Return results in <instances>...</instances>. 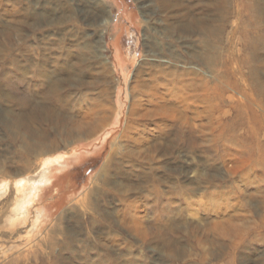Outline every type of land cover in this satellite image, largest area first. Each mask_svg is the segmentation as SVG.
<instances>
[{"label": "rangeland", "instance_id": "obj_1", "mask_svg": "<svg viewBox=\"0 0 264 264\" xmlns=\"http://www.w3.org/2000/svg\"><path fill=\"white\" fill-rule=\"evenodd\" d=\"M6 1L4 2L5 6L0 7V161L4 163L8 158L14 157L12 154L16 150H20V145L15 143L13 137L15 133L20 132L19 127L24 129L21 134L29 138L36 139L37 137L42 138V136L49 138V142L45 144V150L52 145V148L46 151V153L48 151L52 153L51 157L44 159L45 166L40 168L43 183L38 187L30 186L28 183L24 184L25 192L20 194L18 201L20 200L22 203V194H24L25 199L28 197L26 200L36 202V206L30 208L28 224L32 223L31 230L36 229L43 234L47 232L51 224L56 222V219L58 221L66 214L64 222L69 227H74L76 232L80 228V235L77 234V236L79 235L81 239L85 240L91 234L87 231L88 227L90 229L89 218L94 217L95 214L89 206L82 207L77 203L94 186V181L97 180V175L109 158L114 143L124 130L130 111L128 88L133 81L135 70L145 59L144 27L147 22L143 16L145 9L148 7V10L153 14L152 22L158 30H164L165 26L163 25L165 24L162 16L155 10V0H101L105 2L106 8L109 9L113 17L110 21L104 51L109 53V58L114 62L112 64L116 85L112 104L113 113L109 112L108 115L98 111V115V112L94 113L92 109L94 101L88 97V101L87 98H84L65 108L59 104L54 95L50 94L53 86L57 84L58 69L62 67L64 61H57L58 57L62 58L55 55L52 39L42 38L43 32L33 31L31 23L25 25L21 23L24 20L22 17H25L23 13L18 11L12 18L5 13L10 9L11 13H14V7L6 6ZM185 1L194 6V11L191 13L194 15L190 19L182 16L180 20L186 23L193 19L201 20L205 16L203 19L211 20L206 25L210 34L200 35L199 31V33L195 31L197 30L196 26L192 27L196 33L185 41H180L176 36L170 38L155 34L160 36L159 44L167 43L174 47L173 50H177L180 54L184 53L182 55L188 60V66L197 67L196 69L200 70L201 77L204 79L202 86L207 85L202 91L204 93L201 92L203 95L199 96V102L196 100L197 96H192L194 98H192V103L190 102V107L195 108L194 104L196 103V107L198 104L200 105L197 108L200 109L202 116L197 117L196 121L198 125H204L205 127H202L205 128L206 135L211 132L212 137L206 136L203 138L204 140L199 141L198 153L194 158L191 156L193 159L185 158V164L188 162L189 166L194 164V172H198L200 175L197 173L184 175L181 187L172 186L173 189H164V193L167 195L163 194L160 196L162 198L154 199L153 204L158 207L153 205L155 213H151V215L148 212L140 213L136 211L135 207H128L127 203L119 199L118 194L111 191L112 185L103 186L100 203L101 207L107 211L104 210L106 223L101 221L97 226L99 225L98 228L105 226L104 229H107L108 235L105 241L106 252L102 257L107 264H264V173H262L264 172V0ZM13 2L16 0H12ZM78 2L80 5H84L83 1L79 0ZM210 4L212 5L210 6ZM18 8L26 9L22 5H19ZM27 11L29 14L27 18L30 19L34 16L43 19L49 13L56 12L53 8L49 10L41 7H32ZM17 20L20 22L18 23ZM215 28L218 29L216 32ZM204 35L205 39L202 37ZM32 48L34 49L32 50ZM194 55L199 56L200 60L194 58ZM35 67L43 68V73L33 78L30 71H35ZM63 75L67 79L68 73L64 72ZM52 79L53 81H51ZM208 82L210 83L208 84ZM211 83L210 89H215L212 91L213 99L206 91ZM66 90V93L72 92L71 88L66 87ZM59 114L61 119L57 121ZM101 116L109 117L107 123L101 127L102 129L99 128L91 138H83L67 149L64 147L65 136L61 133V124L64 123L65 118L83 122L85 119L88 120V117L98 120ZM212 121L213 123L209 124ZM8 123L14 128L12 132L7 127ZM205 124H209L207 128L210 131ZM77 130H84V128L81 126ZM247 153H250V156ZM171 162L175 168L178 161L172 159ZM125 168V171H128V167L125 166ZM113 176L118 180L126 179L124 174L118 175L116 172H113ZM135 176L134 174L133 180H140ZM171 176L176 177L175 173H172ZM203 180L206 182L209 180V182L206 183ZM192 185L198 187L199 190ZM2 187H0V192L3 190ZM30 187L31 189H29ZM18 201L14 206L9 207L10 212L17 209ZM1 203H3L2 200H0ZM170 204L172 207L169 208ZM74 205L81 208V213L84 214L83 219L76 221L73 218L69 219L72 216L70 209ZM172 213H174L173 216ZM150 216L154 219H150ZM145 218L151 222H147ZM77 222H80L79 226ZM111 222H116L118 226L113 229ZM149 223L158 227L160 233L157 234L154 230H148L146 233L137 231L136 228H152ZM94 232L91 235L93 237L97 235V232ZM133 232L138 236L136 237ZM91 239L94 240V238ZM146 241L151 242L147 244ZM100 249L101 247L98 248V250ZM55 253L58 256L56 264H89L84 261L86 254L83 249H76L72 245L67 246V243H63L61 250L57 249ZM77 253L78 255H76ZM90 254L91 258L96 261L97 250H93ZM60 257H63L65 261L62 262Z\"/></svg>", "mask_w": 264, "mask_h": 264}, {"label": "bare ground", "instance_id": "obj_2", "mask_svg": "<svg viewBox=\"0 0 264 264\" xmlns=\"http://www.w3.org/2000/svg\"><path fill=\"white\" fill-rule=\"evenodd\" d=\"M5 1L6 0H0L1 8L3 7ZM78 1L79 0H16V2L12 3V0H7L6 6L10 5L9 8H11V5H12V7H14V13H11L12 12L11 9L10 11H7L5 13L8 14L10 18L14 17L18 13V11L20 13H23L25 17L20 16L24 18V20L21 23H24V25L31 23L30 25H31V28H33V31L37 30V32L38 31L39 32L41 31V33L43 32V34L41 35L42 38H46L48 40L52 39L53 49L57 53V54L55 53V55H58L62 58L60 59L58 57L59 59L57 58V61L58 62L64 61L62 67L60 69L57 68L59 70L58 71L59 74L56 73L57 74V80H56L57 84H55L53 86L54 88H52L50 91V94L54 95V97L57 98L60 105L66 108L67 106H71L74 103H77L78 101L88 97L90 98V100L94 101L93 103L94 105H92V109L94 113H97L98 111L101 113H107V114L109 112L113 113L112 104H113L114 88L116 85V80L113 74V64H112L114 62H112L111 58H109V53L104 51L105 46H106V37H107V34L109 33L108 32L109 26L111 24L110 21L113 19V17L109 9L106 8L104 4L105 2L101 0H80L84 2V5L82 4L80 5ZM19 5H22L23 7L25 6L26 9L24 8L22 10L21 8H18ZM211 5L212 4H210V6ZM227 6H230V5H227ZM32 7H35V8L41 7L42 9H49V10L50 8H53L56 10V12L54 11L53 14L49 13V15H46V17L43 19L41 17L37 18L36 16L30 19V18H27V15H29L27 10L31 9ZM155 10H157L159 15L162 16L164 24H165L163 26H165V29L160 31L154 26L152 22L154 20V19L152 20L153 14L151 13L150 10H148V7H147L143 13L144 19L147 21L144 27L145 28V52H144L145 59L138 66L137 70H135L136 72L134 74L133 81L131 85H129V88H128L127 95H128V103L130 104V111L126 119L124 130L122 132V135L114 143V146L112 147L113 149L110 152L109 158L104 163L102 170L97 175V180L94 181V186L91 188L88 194L86 192L87 195H85V197H83V199L77 203L79 206H82V207L89 206V208L92 209V211L94 212L96 216V217L94 216L92 218H89L90 220H89L88 226H90V229L89 227L87 229L89 233L91 232L89 238L85 240L81 239L79 237L80 235L79 231H81L80 228H78L79 231L76 232L74 227L71 228L67 225V223L64 222L65 220L64 216L66 217L67 216L66 214L60 217L58 221L56 219V222L51 224L47 232L43 234L39 233L38 230L36 231V229H32V230L30 229L33 227L32 223L28 224V222L30 221L29 220L30 208L31 207L33 208V206H36L35 205L36 202H34L33 200H26L28 197H26L25 199L24 194H22L23 195L22 203H20V200L18 201V199L20 198V194L25 192L24 189L26 188L25 186H23L24 184L28 183L30 186L38 187L39 184L43 183V178H42V173L40 171V168L44 165L43 164L44 159L46 160V158L51 157L52 152L48 151V153H46V151L51 149L52 145H50V147L47 150H45V144L49 142V138H46L43 136L42 138L37 137L36 139L29 138L28 136L21 134V132L24 129L23 127H19L18 129H20L19 130L20 132L17 134L15 133L13 137H14L15 143L17 145H20L19 146L20 150H16V152L12 154L14 157L11 159L8 158V160H6L4 163L0 161V187L3 186L2 187L3 190L2 192H0V200H2L3 202L0 204V264H56V259L58 256H56L55 252L57 249L61 250L63 243H67V246L72 245L76 249L77 248L83 249V251L86 254L84 255V261H86L87 263L104 264L105 260L103 259L102 256H104L106 252L105 251L106 249L105 241L107 240L108 232H107V229H104L105 226L103 228H98L99 225L97 226L98 222L104 221V217H105L104 214L106 211L105 209L101 207V203H100L102 200L101 199V196H102L101 189L102 188L104 189V187L112 185L113 189L111 191H113L115 194H118L119 199L122 202L127 203L128 207H135L136 211H139L140 213L148 212L151 215V213H155L153 212L154 199L156 198L158 199L163 194H166L164 193V189H173L172 186L181 187L182 179L184 175L187 176L189 174L191 175L196 174V173L198 174V172L196 173L194 172L195 170L194 164L191 166L187 165L189 162L185 164V158H188V159H191L192 157L194 158L196 153H198L199 141L203 138H206V136L212 137V133L210 132L209 134L206 135V130L205 128L202 127L204 125L202 126L198 125V122L196 121V119L197 117L202 116L201 111H199L200 109L198 110L199 108L198 106L200 105L198 104L197 106L198 108H197L196 107L197 103L195 102L196 103L194 104L195 108L193 106L190 107V102L192 103L193 101L192 98L194 97L192 96H195V97L197 96L196 100L198 101L200 94L204 93L202 91L204 90V87H206L207 85L204 87L202 86L204 79H202L203 77H201L202 74L200 70L196 69L197 67L195 68V67L188 66L189 64V63L187 64L188 60H186L185 57L182 55L184 53L180 54L177 50L176 51L173 50L174 47L169 46V44L167 43L159 44L158 39L160 36L158 37L155 33H158L162 36L165 35L166 37H170V38L176 36L180 41L182 40L185 41L186 39L191 38L192 35L196 33L195 31L197 32L199 31L200 35L207 34L208 30H207L206 25H208L211 22V20L203 19L205 17L204 16L201 20L193 19L194 21L192 20L191 22L190 21H187L186 23H184L185 21L182 22V20H180V17L184 16L190 19L191 16L194 15V14H191L194 11V6L187 3L185 0H155ZM212 18H215V17H212ZM19 22L20 21H18V23ZM193 26H196L197 30L193 31L192 30ZM216 30L218 29L215 28V32ZM227 33H228V30H227ZM202 37L205 39V35ZM33 49L34 48H32V50ZM180 51H181V48H180ZM229 52H232V51H229ZM48 56L47 58H49ZM194 58H196L197 60H200L199 56L194 55ZM220 61L221 60L219 59V63ZM231 62L229 63V65L231 64ZM35 68H36L35 71H30L33 74L32 75L33 78L34 76H39L43 73V68L42 69L39 67L38 68L35 67ZM227 71L229 70L227 69ZM230 71H231V68H230ZM64 72L68 73L67 79L63 75ZM214 72H215V69H214ZM51 81H53V79ZM51 81L49 80V82ZM46 83L48 84V81H46ZM209 83L210 82H208V84ZM211 85L212 83L210 84L209 87L206 88V91L210 95L211 99H213L214 94L212 91H215V89H210ZM66 87H68V89L71 88L72 92L66 93L67 91ZM210 90H211V93H210ZM227 97H230V96H227ZM88 98H87V101H88ZM129 98H130V101H129ZM79 103L81 104V102ZM83 110H86V109H83ZM83 110L82 112H84ZM59 112L61 111L59 110ZM99 112H98V115H99ZM226 115L228 114L226 113ZM84 117H86V115ZM57 119H58L57 121L61 119L60 114L57 116ZM108 119L109 117H105V116L104 117L101 116L98 120L96 119L92 120L90 117H88V120L85 119L83 122H77L69 118H65L64 123L61 124L62 132L60 131L66 137V138L64 137V140H63V143L65 144L64 147L67 149L72 144H76L80 142V140L83 138H89V137L91 138V136L94 135L95 132L99 128H101L104 124L107 123ZM211 123H213V121L210 122L209 124ZM209 124H205L206 128L208 127ZM81 126L84 128V130H77V128ZM7 127L9 128L11 132H12V129H14L9 123L7 124ZM228 142L231 143L230 141ZM249 154L248 156H250ZM5 155H8V154H5ZM172 159H176L178 161V163L176 162L175 168L171 162ZM248 165H249V162H248ZM125 166L128 167V171H125V169H127L125 168ZM113 172H116V174L118 175L124 174L126 176V179H120V180L116 179L113 176ZM172 173H175L176 175L175 178L171 176ZM134 174L136 175L135 177H139L140 180L138 181L133 180ZM202 178H205V177H202ZM17 180H20V181H17ZM203 181L206 182L205 180ZM207 182H209V180ZM187 186H184V187H187ZM29 189H31V187ZM195 189H198V187H195ZM29 196H30V193H29ZM171 198L170 200H172ZM234 198L235 197L233 196V199ZM215 199L217 198L215 197ZM257 200H258V197H257ZM17 201H18L17 209L10 212L9 207L14 206L15 202ZM210 204L212 203L210 202ZM79 206L76 207L74 205L73 207H71L70 211L72 212V216L69 217V219L73 218L74 221H76V220H81L84 218V214L81 213V208ZM155 207H158V206H155ZM170 207H172L171 204L169 208ZM114 209L116 208L114 207ZM155 209H158V208H155ZM170 211L172 210L170 209ZM173 214L174 213H172V216ZM221 215H225V214H221ZM136 218L134 219L136 220ZM91 219H93L94 221H92ZM150 219H154V218L151 217ZM80 222L79 223L77 222L78 226ZM111 224L113 225V227L111 226L113 229H115V227L118 226L116 225V222L115 223L111 222ZM25 225L27 226L25 227ZM150 226L152 228H149V229L148 228H136L137 226L135 228L137 229L139 233H144V232L146 233V231L148 230H154V232H157V234L158 232L160 233V229L158 227L156 228V226H153L152 224H150ZM216 226L218 227V225ZM23 229L25 230L23 231ZM94 231L97 232V235L95 237L91 236ZM77 234L79 235L77 236ZM90 237L94 238V240L91 239ZM145 238H148V237H145ZM148 242H151V241H148ZM99 247H101L100 250H98ZM69 250L73 252L72 249L69 248ZM93 250H97V260L95 259L96 261H94V259L91 258L90 252H92ZM76 255H78V253ZM60 259L62 262L65 261L63 257H60Z\"/></svg>", "mask_w": 264, "mask_h": 264}]
</instances>
